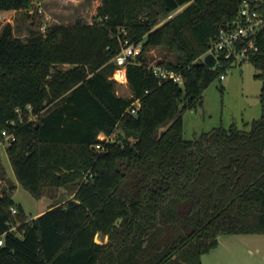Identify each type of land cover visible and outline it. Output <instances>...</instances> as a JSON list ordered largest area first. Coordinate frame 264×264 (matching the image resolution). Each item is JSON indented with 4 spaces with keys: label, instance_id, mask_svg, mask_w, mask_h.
Masks as SVG:
<instances>
[{
    "label": "trees",
    "instance_id": "trees-1",
    "mask_svg": "<svg viewBox=\"0 0 264 264\" xmlns=\"http://www.w3.org/2000/svg\"><path fill=\"white\" fill-rule=\"evenodd\" d=\"M34 1L0 0V9ZM238 8L239 0H101L91 22L53 23L27 39L4 26L0 142L35 198L62 186L73 196L28 218L0 183V264H203L220 235L264 233V32L250 60L263 79L260 117L184 137L185 110L229 65L201 55ZM125 39L143 45L142 63L127 65L129 96L111 77ZM155 46L175 54L157 62L182 72L183 84L147 68ZM117 129L112 141L98 137Z\"/></svg>",
    "mask_w": 264,
    "mask_h": 264
},
{
    "label": "rangeland",
    "instance_id": "rangeland-1",
    "mask_svg": "<svg viewBox=\"0 0 264 264\" xmlns=\"http://www.w3.org/2000/svg\"><path fill=\"white\" fill-rule=\"evenodd\" d=\"M100 3L101 0H36L30 10L0 9V33L8 22L12 24L14 34L23 39H27L32 31H45L47 26L53 23L73 24L79 17L91 22ZM145 53L148 62L173 59L175 55L160 46L148 48ZM67 66V64L62 65L64 68ZM260 71L252 61L232 62L223 69L222 78L217 76L205 89L203 103L185 110L184 137L195 138L222 124L228 126L235 123L239 127L249 128V125H245L246 122L260 117L262 113L260 92L263 79L256 76ZM117 92L125 96L131 95L128 81L118 82ZM118 132L119 129L113 136L116 137ZM6 146V142H0L1 160L7 172V177L0 181L2 190L13 193L15 202L22 205L28 218L46 207L62 203L73 196L70 186H62L50 187L41 198H35L16 180L9 157L5 153ZM11 184L14 185L9 186ZM97 240L104 241L106 236L98 234ZM202 262L203 264H264V233L222 234L218 246L202 255Z\"/></svg>",
    "mask_w": 264,
    "mask_h": 264
},
{
    "label": "built area",
    "instance_id": "built-area-1",
    "mask_svg": "<svg viewBox=\"0 0 264 264\" xmlns=\"http://www.w3.org/2000/svg\"><path fill=\"white\" fill-rule=\"evenodd\" d=\"M36 1V0H35ZM172 14H169L171 16ZM264 32V0H239V8L236 17L231 20H227L219 29L218 33L211 39L210 44L206 51L201 55L204 60L205 56L209 53L213 54L217 63L215 66L222 65L223 61L243 62L250 61L253 54L259 50V38ZM143 51V45L141 42L133 43L128 39H125L122 43L121 50L113 57L117 67L114 70L111 77L115 78L118 82H127V65L129 63L138 62L139 55ZM147 68L150 69L159 82L163 80H172L179 84L184 83V76L179 70L169 68L160 62H148ZM221 78L223 74L221 73ZM31 110V106H28ZM136 102L131 107L132 112H136ZM20 114V121H24L22 116V110L17 108ZM35 115H30V118H34ZM11 124H15V121H10ZM4 140L12 141L15 139L13 131L7 128L2 130ZM100 139L112 141L115 137L108 135L101 131L98 135ZM98 147H102V143L97 144ZM13 213L17 212V208L12 206ZM17 228V225H12L10 229ZM4 239L0 237V244H3Z\"/></svg>",
    "mask_w": 264,
    "mask_h": 264
},
{
    "label": "water",
    "instance_id": "water-1",
    "mask_svg": "<svg viewBox=\"0 0 264 264\" xmlns=\"http://www.w3.org/2000/svg\"><path fill=\"white\" fill-rule=\"evenodd\" d=\"M204 61L211 67L215 66L217 63L216 58L213 56V54L209 53L205 56ZM5 188V186H4Z\"/></svg>",
    "mask_w": 264,
    "mask_h": 264
},
{
    "label": "crops",
    "instance_id": "crops-1",
    "mask_svg": "<svg viewBox=\"0 0 264 264\" xmlns=\"http://www.w3.org/2000/svg\"><path fill=\"white\" fill-rule=\"evenodd\" d=\"M5 153L7 154L6 148H5ZM16 184H17V182H16ZM67 199H68V198H67ZM46 209H47V207H46L45 209H42V210L38 211V212L35 213L33 216H36V215L40 214L41 212H43V211L46 210Z\"/></svg>",
    "mask_w": 264,
    "mask_h": 264
}]
</instances>
